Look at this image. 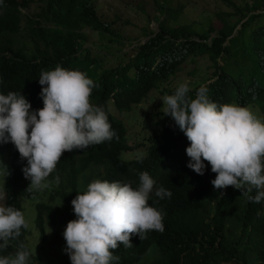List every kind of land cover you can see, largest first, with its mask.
I'll use <instances>...</instances> for the list:
<instances>
[{"label": "trees", "instance_id": "obj_1", "mask_svg": "<svg viewBox=\"0 0 264 264\" xmlns=\"http://www.w3.org/2000/svg\"><path fill=\"white\" fill-rule=\"evenodd\" d=\"M34 2L40 5L39 13L26 15L24 10ZM219 2L228 10H221L207 29L198 30L192 25H174L181 11L164 0L155 17L158 28L144 31L146 41L130 45L128 53L123 51L124 38L101 18L91 0H4L0 6V94L22 93L32 110H38L43 108L38 83L41 71L54 70L57 65L78 70L93 81L90 104L103 106L119 137L62 155L50 175L64 184L59 193L63 202L72 209L80 177L94 167L103 169L99 180L126 181L133 188L139 183L138 173L147 172L157 186L172 193L170 198L152 194L149 199L150 205L162 210L163 232L149 230L143 240L132 235L133 246L127 249L118 242L117 249H110L119 256L112 264H142L153 246L158 255L155 252L152 264H250L249 254L254 251L258 264L264 262V202L248 199L256 195L255 189L244 196L233 186L215 189L211 181L216 174L207 161L202 176L189 169L185 151L189 141L170 117L148 136L146 144L134 145L127 127L111 110L113 105L119 113H130L185 65L206 59L214 69L213 78L188 95L194 98L195 91L205 86L213 102L258 108L264 122V0ZM85 29L119 46L115 65L86 48ZM161 93L173 94L164 89ZM143 146L146 152L141 161L123 157ZM4 157L9 171L4 180L5 207L22 212V201L33 196V191H27L30 181L22 173L26 160L20 159L11 143L0 145V162ZM36 209V228L44 239V225L55 224L56 211L43 203ZM28 234V228H21L0 256L14 255L20 244L28 248ZM252 243L253 247L248 246Z\"/></svg>", "mask_w": 264, "mask_h": 264}, {"label": "clouds", "instance_id": "obj_2", "mask_svg": "<svg viewBox=\"0 0 264 264\" xmlns=\"http://www.w3.org/2000/svg\"><path fill=\"white\" fill-rule=\"evenodd\" d=\"M3 3L0 0V6ZM38 83L43 102L38 110H32L22 93L0 94V145L13 144L20 159L26 160L22 173L30 181V192L49 187L47 178L65 152L119 140L103 106L90 104L94 85L85 74L57 65L41 71ZM189 91V85L181 83L173 94L161 98V112L189 141L187 167L202 176L207 161L216 174L211 181L215 189L233 186L242 196L255 189L249 201L264 202V122L246 107L213 102L205 86L195 91L194 98ZM136 159L141 161L143 154ZM0 174L9 175L4 164ZM138 181L133 188L126 181L94 180L71 201L76 218L63 232L70 264H112L119 256L110 249H117L118 242L127 249L133 246L132 235L143 240L149 230L163 232L162 210L150 205L149 199L152 194L170 198L172 193L157 186L147 172L138 173ZM54 182L59 183L58 176ZM27 227L20 210L0 207V250ZM29 256L26 245L20 244L14 255L0 256V264H28Z\"/></svg>", "mask_w": 264, "mask_h": 264}, {"label": "rangeland", "instance_id": "obj_3", "mask_svg": "<svg viewBox=\"0 0 264 264\" xmlns=\"http://www.w3.org/2000/svg\"><path fill=\"white\" fill-rule=\"evenodd\" d=\"M38 1V0H36ZM96 6L101 18L113 24L120 35L125 40L123 51L128 53L132 46L137 42L146 41L144 31L153 32L158 28L155 17L159 15L158 4L164 0H91ZM172 9L181 11L174 25H192L198 30L207 29L213 20H217V15L221 10H228L219 0H167ZM250 0H236L237 3ZM40 11V5L34 2L28 10H24L26 15L33 16ZM85 46L95 56L105 59L111 65H115V58L120 55L119 46L109 44L104 36L91 29H85ZM211 36H215L212 34ZM206 59L199 60V63L185 65L169 83L161 88L164 90L175 91L181 83H187L190 91L198 85H207L213 78L214 69ZM211 68V69H210ZM161 90L153 91L148 98L139 106L132 109L130 113H119L111 106L113 115L121 120L128 129V138L134 145L146 144L148 136L155 131H159L166 121V117L161 112L164 96ZM262 122V114L258 108L250 110ZM146 152V146L135 152H128L123 155L128 160L135 159L138 153L143 155ZM6 166L7 159L4 157L0 162V170ZM103 173L102 168H91L85 172L79 179L78 193L83 194L87 186L94 180L100 179ZM102 176V175H101ZM4 180L5 174H0V207H5L4 201ZM49 187L42 191L33 190V196L30 199L22 201V214L28 225L27 246L30 253L28 264H66L69 256L65 252L66 242L63 238V232L68 222L76 217L73 210L70 209L60 198L59 193L64 191V184L59 181L54 182V177L49 175L47 178ZM43 203L52 206L56 211L55 224L44 225L45 237H40V230L36 228L35 219L37 217L36 205ZM248 246L253 247V243ZM156 247H152L142 264H152L155 260ZM158 255V253H157ZM250 264H258V254L254 251L249 254ZM264 264V262H263Z\"/></svg>", "mask_w": 264, "mask_h": 264}]
</instances>
